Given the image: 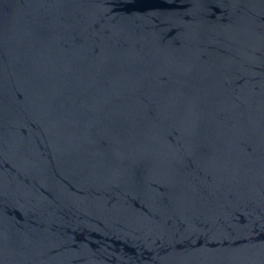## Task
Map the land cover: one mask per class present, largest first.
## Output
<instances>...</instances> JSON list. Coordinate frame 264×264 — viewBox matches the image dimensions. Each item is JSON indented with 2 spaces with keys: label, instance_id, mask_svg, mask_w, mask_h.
<instances>
[{
  "label": "water",
  "instance_id": "obj_1",
  "mask_svg": "<svg viewBox=\"0 0 264 264\" xmlns=\"http://www.w3.org/2000/svg\"><path fill=\"white\" fill-rule=\"evenodd\" d=\"M0 264H264V0H0Z\"/></svg>",
  "mask_w": 264,
  "mask_h": 264
}]
</instances>
